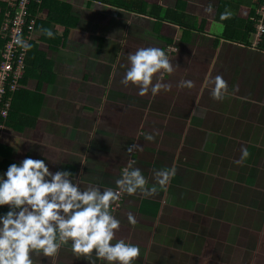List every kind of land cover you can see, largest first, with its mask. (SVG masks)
<instances>
[{
    "label": "crops",
    "instance_id": "crops-1",
    "mask_svg": "<svg viewBox=\"0 0 264 264\" xmlns=\"http://www.w3.org/2000/svg\"><path fill=\"white\" fill-rule=\"evenodd\" d=\"M60 1L67 3L55 14L61 21L46 20L44 9L35 35L54 78L38 86L29 75L14 96L0 171L31 156L51 171L69 169L81 187H115L132 142L140 146L134 166L149 185L154 170L175 169L162 188L124 195L114 209L117 237L139 246L135 264H264V36L253 47L248 27L255 0H142L162 8L182 1L186 27L98 1ZM219 10L233 19L231 39L222 37ZM140 47L169 57L168 91L141 96L120 83L128 53ZM209 71L226 82L220 100L204 85ZM182 80L192 87H178ZM241 147L248 156L236 164ZM33 262L87 264L66 247Z\"/></svg>",
    "mask_w": 264,
    "mask_h": 264
},
{
    "label": "clouds",
    "instance_id": "clouds-1",
    "mask_svg": "<svg viewBox=\"0 0 264 264\" xmlns=\"http://www.w3.org/2000/svg\"><path fill=\"white\" fill-rule=\"evenodd\" d=\"M14 42L24 49L30 47L19 35ZM127 61L120 83H131L137 95L155 96L171 88L163 78L172 73L173 66L163 49L140 47L128 53ZM204 85L213 99L223 98L226 82L222 76L209 71ZM177 86L190 88L192 81L182 80ZM144 139L151 141L154 135L144 133ZM133 148L140 146L130 145L126 151ZM247 156V148L241 147L234 163L241 164ZM45 160L24 156L0 171V264H34V255L51 257L61 247L87 264H135L139 246L117 237L121 221L114 207L124 195L154 193L168 183L175 169L154 170V183L149 185L142 170L134 166L135 160H128L114 180L115 187L94 183L81 187L72 171H51ZM126 218L129 224L136 223L131 212Z\"/></svg>",
    "mask_w": 264,
    "mask_h": 264
},
{
    "label": "trees",
    "instance_id": "trees-1",
    "mask_svg": "<svg viewBox=\"0 0 264 264\" xmlns=\"http://www.w3.org/2000/svg\"><path fill=\"white\" fill-rule=\"evenodd\" d=\"M93 1H98L101 3H105V4H109V5H113V6H117L129 11H133L139 14H143V15H147V16H152L155 18H158L160 20H164L170 23H175L178 24L180 26H184L186 27L187 24L186 22L183 21V18L185 16H187V14L183 11V2L180 1L178 2L177 6H175L174 8H162L159 5H147L142 1V0H93ZM262 0H255L254 1V8L261 3ZM7 5V0H0V24L2 23L3 20V14L5 11ZM67 3L62 2L60 0H41L40 3L35 4L32 3L30 4L29 7V11H30V16H33L35 19L34 22V31H33V40L30 41L29 45L30 47L27 49V53H26V58H25V63H26V67H25V73L23 75V78L20 80V84L23 85V83L25 82V78L27 76H32L33 78H35L37 80V84L38 86H41V84L46 81V80H50V78H54V73H52V63L49 60H44L42 58L43 54L38 51L35 48V35H36V31L37 28L42 25V21L41 18V14L44 13V9L47 10V14H46V20H50V21H61L59 18H57V16L55 15L57 13L60 14L61 12H63V10L67 9ZM150 8H155V11H150ZM254 8H253V12H254ZM252 12V14H253ZM46 13V12H45ZM222 11L219 10V12L217 13V17L222 19L223 22L225 23L226 27L223 30V34L222 37L231 39V37L234 36V28H233V19H231V17H226L223 16V14H221ZM58 19V20H57ZM250 25L248 24V27L250 28V31H254V24L253 21L249 20ZM70 25H74V21L72 23H70ZM63 33L60 36V39L62 38ZM264 36V35H263ZM53 37V34L50 35V38ZM2 44V39L0 38V46ZM52 48L54 47L53 45L51 46ZM42 55V56H41ZM44 57V56H43ZM46 72L49 73V75L47 76V74H45ZM22 87V86H21ZM21 87L14 93L13 98H12V106H13V101H14V96H16L17 92H25V90H21ZM9 110V113L4 121V129L7 125H12L14 127V125L12 124V118H11V114H13L11 108ZM22 116L18 115L16 117V119H21ZM33 118V116H32ZM32 118H30V121H24V122H20L21 125L18 126L17 128H22L21 126L25 125V124H31L32 122ZM19 123V124H20ZM16 128V127H15ZM16 128V130L18 131V129ZM3 129V130H4ZM131 143V142H129ZM133 144V143H132ZM130 144V145H132ZM129 145V146H130ZM135 149V148H134ZM133 149V151H134ZM128 152V160H135L136 158V154L135 152ZM123 200V196L121 197L119 203H118V207L121 205ZM117 207V208H118Z\"/></svg>",
    "mask_w": 264,
    "mask_h": 264
},
{
    "label": "built area",
    "instance_id": "built-area-1",
    "mask_svg": "<svg viewBox=\"0 0 264 264\" xmlns=\"http://www.w3.org/2000/svg\"><path fill=\"white\" fill-rule=\"evenodd\" d=\"M41 0H7V5L0 24V143L4 129V121L9 113L14 93L22 86L26 63L27 49L14 42L17 35L28 44L33 40L34 22L30 16L29 5L38 4ZM255 28V41L253 47L258 44V38L264 35V0L255 8L250 17ZM1 158V156H0ZM131 160V159H130ZM120 201V200H119ZM117 206L118 207V203Z\"/></svg>",
    "mask_w": 264,
    "mask_h": 264
},
{
    "label": "rangeland",
    "instance_id": "rangeland-1",
    "mask_svg": "<svg viewBox=\"0 0 264 264\" xmlns=\"http://www.w3.org/2000/svg\"><path fill=\"white\" fill-rule=\"evenodd\" d=\"M254 41H255V40H254ZM145 109H147V107H145ZM146 115H150V114H149V113H144V112H143V116L146 117ZM151 115H152V114H151ZM149 117H150V116H149ZM148 121H149V120H148ZM180 137H181V136L179 135V138H180ZM128 143H129V142H128ZM180 143H181V142H180ZM130 144H132V142L128 144L127 148L129 147ZM132 145H134V144H132ZM133 149H134V148H133ZM133 152H135V149H134ZM174 154H175V153H174ZM174 154H173V155H174ZM127 157H128V156H127ZM169 158H171L170 163H172V162H173V157H172V156H169ZM122 167H123V166H122Z\"/></svg>",
    "mask_w": 264,
    "mask_h": 264
}]
</instances>
